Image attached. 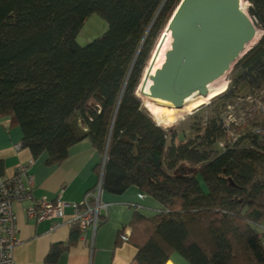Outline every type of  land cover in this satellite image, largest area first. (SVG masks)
I'll list each match as a JSON object with an SVG mask.
<instances>
[{
	"label": "trees",
	"instance_id": "1",
	"mask_svg": "<svg viewBox=\"0 0 264 264\" xmlns=\"http://www.w3.org/2000/svg\"><path fill=\"white\" fill-rule=\"evenodd\" d=\"M180 1L0 0V117H11L22 147L47 164L88 138L106 155L102 190L136 186L161 205L131 220L137 264L173 254L190 264H264V0H247L259 39L233 63L225 91L193 113L215 101L225 111L243 89L261 106L227 124L218 111L189 135L158 125L136 94ZM92 13L108 28L79 45Z\"/></svg>",
	"mask_w": 264,
	"mask_h": 264
},
{
	"label": "crops",
	"instance_id": "2",
	"mask_svg": "<svg viewBox=\"0 0 264 264\" xmlns=\"http://www.w3.org/2000/svg\"><path fill=\"white\" fill-rule=\"evenodd\" d=\"M22 137L20 126L11 117H0V179L15 176L18 165L33 160L32 197L14 204L18 243L11 264H137L135 256L141 240L137 239L131 220L137 212L153 216L161 205L138 187L130 186L121 194L101 191L100 202L105 207L100 209L96 228L82 231L69 225L70 207L65 209L63 218H29L28 208L41 198L82 202L86 193L102 181L104 154L84 138L69 148L61 163L47 164L46 154L34 157L22 147ZM97 164L100 166L95 169ZM54 223H58L55 228ZM56 249V260L51 262L50 253ZM165 264L190 263L173 254Z\"/></svg>",
	"mask_w": 264,
	"mask_h": 264
},
{
	"label": "water",
	"instance_id": "3",
	"mask_svg": "<svg viewBox=\"0 0 264 264\" xmlns=\"http://www.w3.org/2000/svg\"><path fill=\"white\" fill-rule=\"evenodd\" d=\"M165 30L171 35L165 58L155 59L144 78L145 85L151 81L149 97L175 108L193 93L206 96V85L230 70L256 33L240 0H181Z\"/></svg>",
	"mask_w": 264,
	"mask_h": 264
},
{
	"label": "built area",
	"instance_id": "4",
	"mask_svg": "<svg viewBox=\"0 0 264 264\" xmlns=\"http://www.w3.org/2000/svg\"><path fill=\"white\" fill-rule=\"evenodd\" d=\"M262 113L264 115V109ZM262 131L259 128L255 129L256 133ZM16 148L19 149V145ZM32 163L33 160H30L26 164L18 165L15 168V176L0 179V264L13 262V249L18 243L14 204L32 197L33 176L30 173ZM101 191L102 186L99 182L79 203H67L60 198L54 201L41 198L28 208L27 215L37 221L46 218L58 219L63 218L65 209L70 207L72 213L67 219L69 225L76 226L82 231L88 227L96 228L100 223V209L105 207V204L100 202ZM57 226L58 223H54L52 227ZM262 245L264 247V237Z\"/></svg>",
	"mask_w": 264,
	"mask_h": 264
},
{
	"label": "rangeland",
	"instance_id": "5",
	"mask_svg": "<svg viewBox=\"0 0 264 264\" xmlns=\"http://www.w3.org/2000/svg\"><path fill=\"white\" fill-rule=\"evenodd\" d=\"M240 6H245L246 7L245 14L250 16L248 13V8L250 6L249 2L247 0H240ZM107 28H108V24L106 20L102 18L100 15H98L97 13H92L84 21L82 28L80 29L78 35L76 36V42L82 46L86 45L90 43L91 41H93L94 39L100 37L107 30ZM165 29L166 27L162 30L161 35L159 36V39L157 40L155 44V48L153 49L149 63L146 69L144 70V73L142 74L140 78L139 85L136 89V94L142 100L143 106L152 115V117L154 118V120L156 121L158 125L162 126L163 128H174L177 132H183L186 135H189L193 132L191 128L193 124H196V122L198 123V122L205 121L210 116L216 115L218 111H219L221 118L223 117L225 124H227L228 122H231V123L242 122L241 119L244 118L242 116H244L245 110L248 111L250 109V106H251L250 104H253V106H257V107L261 106L259 103H255L256 102L255 99L258 100L259 98L255 97L254 95H248L246 89H243V92L240 93L242 96L236 99H230L227 102L230 104V106L227 107L225 111H223L222 107H220L219 101H215L213 104H211L210 106L206 108H202L201 110L193 113L196 110L195 108L188 114L185 113V110L183 107L175 108L174 106H166V105H163V104H160L154 101L153 98H150L148 96L141 94V89L145 85L144 76H145L146 70L148 69V66H150V64L155 59L156 61L159 62L161 59L160 57H162L165 54V47L171 43V39L165 36V33H166ZM256 31L259 32V35H261L260 30L256 28ZM159 42L160 43L162 42L161 46ZM256 42L257 41L253 43L255 44ZM230 70H228L222 78H220L217 82H215L212 85L214 89L219 88L222 85H225L227 87V85L229 84ZM150 85H151V81L149 85L147 84L144 88L143 92L145 94H148V88ZM245 94H246V97H244ZM207 103H204V104H207ZM94 104H95V101L90 100L89 103L87 104L88 109ZM105 157L106 155L104 154V159ZM201 185L204 188V192L207 191L206 185L204 183H201Z\"/></svg>",
	"mask_w": 264,
	"mask_h": 264
},
{
	"label": "bare ground",
	"instance_id": "6",
	"mask_svg": "<svg viewBox=\"0 0 264 264\" xmlns=\"http://www.w3.org/2000/svg\"><path fill=\"white\" fill-rule=\"evenodd\" d=\"M245 8H246L245 6H240V9H241L244 13H245ZM165 36H166L167 38L171 39L170 32L166 31ZM259 36H260V35H259V32L256 31L255 36L253 37V39L245 45L244 50H243V51L241 52V54H240V57H241L245 52H247V51L252 47V45H254L253 42L257 41V40L259 39ZM164 58H165V54L161 57V59H160L159 62H160V63L163 62ZM158 65H159V64H157L156 67H157ZM156 67H155V68H156ZM227 71H228V70H227ZM227 71H226V72H227ZM152 72H153V71H152ZM226 72H225V73H226ZM225 73H224L223 75H221L220 77H218L217 79L213 80L212 82H210V83H208V84L206 85V87H207V94H206V96H202V95H200V94H198V93H193L192 95H190V96H188V97H186V98L184 99V102H183V108H184L186 114L190 113V112H191L192 110H194L195 108L201 106L202 104L208 102V101H209L210 99H212L213 97H215V96H217V95H219V94H221L222 92L225 91V89H226V86H225V85H222V86H220L219 88H215V89H214V87H212V85H213L215 82H217L220 78H222V77L225 75ZM149 83H150V80L148 79L147 82H146V85H147V84L149 85ZM146 85H145V86H146ZM139 91H140V90H139ZM143 91H144V90H143ZM143 91H142V89H141V94H143V95H145V96H148V95L145 94ZM148 97H149V96H148ZM150 98H151V97H150ZM153 100L156 101V102H158V103H160V104L166 105V106H173L172 103L169 102V101H167V100L158 99V98H153ZM177 115H178V114H177ZM177 120H178V119H177Z\"/></svg>",
	"mask_w": 264,
	"mask_h": 264
}]
</instances>
